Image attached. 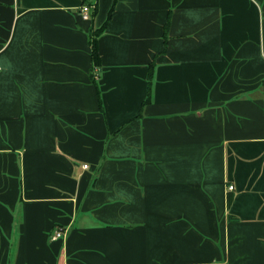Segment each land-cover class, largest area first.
I'll return each instance as SVG.
<instances>
[{
  "label": "crops",
  "instance_id": "crops-1",
  "mask_svg": "<svg viewBox=\"0 0 264 264\" xmlns=\"http://www.w3.org/2000/svg\"><path fill=\"white\" fill-rule=\"evenodd\" d=\"M96 2L0 0V264H264V0Z\"/></svg>",
  "mask_w": 264,
  "mask_h": 264
},
{
  "label": "trees",
  "instance_id": "trees-1",
  "mask_svg": "<svg viewBox=\"0 0 264 264\" xmlns=\"http://www.w3.org/2000/svg\"><path fill=\"white\" fill-rule=\"evenodd\" d=\"M108 19L107 21L100 27V28H96L94 30V32L92 33V38L90 40V43L92 45V59L94 60V66L91 70V73H92V76L94 78V83H95V86L97 87L98 89V93H99V99L101 101V89L99 87V84H98V69L101 67L102 65V59H101V56H100V51H99V44H98V38L99 36L102 34V32L104 31L105 27L107 26L109 20L111 19L112 17V10L109 12L108 14ZM154 67V64H151L150 65V74H149V92H148V96L147 98L145 99L144 103H143V107L148 103L150 102L152 99H151V91H152V78H153V74H154V71H153V68ZM99 76V75H98ZM101 108L103 109V103L101 101ZM231 203V199L229 200L228 204Z\"/></svg>",
  "mask_w": 264,
  "mask_h": 264
},
{
  "label": "built area",
  "instance_id": "built-area-1",
  "mask_svg": "<svg viewBox=\"0 0 264 264\" xmlns=\"http://www.w3.org/2000/svg\"><path fill=\"white\" fill-rule=\"evenodd\" d=\"M97 8V2L96 0H82V4L80 5V15L85 20L92 18V13ZM98 77V75H97ZM84 167L87 168L88 165L84 164ZM234 186H230L231 189H233ZM66 232L62 228H57L55 230V234L53 235L54 238L64 237Z\"/></svg>",
  "mask_w": 264,
  "mask_h": 264
}]
</instances>
